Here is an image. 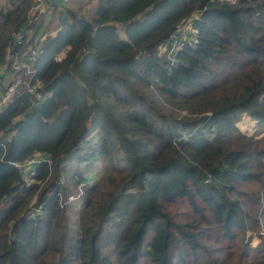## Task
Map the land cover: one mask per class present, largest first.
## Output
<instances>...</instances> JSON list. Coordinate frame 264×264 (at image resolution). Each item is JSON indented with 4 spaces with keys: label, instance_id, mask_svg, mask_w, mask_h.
Returning a JSON list of instances; mask_svg holds the SVG:
<instances>
[{
    "label": "trees",
    "instance_id": "obj_1",
    "mask_svg": "<svg viewBox=\"0 0 264 264\" xmlns=\"http://www.w3.org/2000/svg\"><path fill=\"white\" fill-rule=\"evenodd\" d=\"M46 2L0 0L2 81L37 48L50 92L0 111V264H264V0Z\"/></svg>",
    "mask_w": 264,
    "mask_h": 264
},
{
    "label": "built area",
    "instance_id": "obj_2",
    "mask_svg": "<svg viewBox=\"0 0 264 264\" xmlns=\"http://www.w3.org/2000/svg\"><path fill=\"white\" fill-rule=\"evenodd\" d=\"M46 5V0H34L29 11L28 21H32V16L35 14L41 13ZM180 43L181 40L177 37L173 43V47L179 46ZM172 48H170V50ZM38 53L39 50L37 48H32L29 55H23V58H18L13 61L14 74H12L4 87L1 86L3 90L0 92V111L14 98L16 93L20 91L31 93L36 100H43L50 94V92L43 91V82L41 79L35 78L37 68H34L29 62V60H35ZM43 161H47L48 163L52 162L49 155L38 152L24 161H14V164L18 166L21 171L25 172L26 180H31L37 171L38 165ZM90 182V178L80 182V193H82L84 187Z\"/></svg>",
    "mask_w": 264,
    "mask_h": 264
},
{
    "label": "rangeland",
    "instance_id": "obj_3",
    "mask_svg": "<svg viewBox=\"0 0 264 264\" xmlns=\"http://www.w3.org/2000/svg\"><path fill=\"white\" fill-rule=\"evenodd\" d=\"M65 2H67L68 4H73L72 6L74 8L77 9L78 12L86 14V15H91L94 11V8L96 6V2L97 0H93V1H89V0H85V3L80 4L79 2H77L76 0H64ZM58 3H62V0H57ZM48 7H50V3L47 2ZM59 26V20H56L53 22V28L57 29ZM191 28V24L190 22H186L184 23L183 26L180 27V38L179 39H183L185 38L186 34L189 35V29ZM165 50V49H164ZM8 79L2 81V78L0 77V92H2V88L1 86H5L7 81L10 78V74L7 77ZM186 110H181V113H185ZM239 126L241 128V130H243L244 132L248 133V134H254L257 133L259 131H263L264 130V124H261L260 122H258L254 117H252L251 115H249L248 113H245L242 116V119L239 122ZM262 131L257 134L258 137L262 136ZM128 183H125L123 187H127ZM258 190V188H255L253 190H248V192L250 193V195H254V193ZM256 197H259V205L260 206V211L258 213L259 218H260V227L251 230V234H254L255 236V241L258 240V235H263L264 236V211L262 209H264V189L261 190V193H259ZM36 200V199H34ZM34 200L32 203H34ZM80 200V197L76 200L78 201ZM249 223H246L245 226H249ZM237 237L235 238V242L236 243H244L247 240V233L244 231V229H239L237 231ZM211 245L213 246H218L217 243L215 242H210Z\"/></svg>",
    "mask_w": 264,
    "mask_h": 264
}]
</instances>
